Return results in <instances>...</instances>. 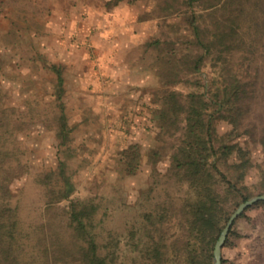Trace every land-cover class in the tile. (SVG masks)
I'll list each match as a JSON object with an SVG mask.
<instances>
[{
  "label": "rangeland",
  "instance_id": "374dc122",
  "mask_svg": "<svg viewBox=\"0 0 264 264\" xmlns=\"http://www.w3.org/2000/svg\"><path fill=\"white\" fill-rule=\"evenodd\" d=\"M186 1L0 0V107L15 126L9 141L28 164L9 180L8 194L0 192L2 213H15L18 242L12 253L20 259L15 264L23 259L46 264L39 257L46 252L47 264H86L73 250L72 202L97 206L94 231L113 264H143L142 214L169 196L179 202L184 195L173 152L186 136L185 122L179 120L180 128L170 133L162 112L173 111L172 93L184 101L199 92L214 103L225 66L243 81L253 80L248 114L235 141L251 158L245 182L255 194L261 191L264 48L244 43L220 54L214 49L194 70L203 49L193 33L192 12L204 29L214 25L210 0L191 6ZM249 16L262 19L261 13ZM256 62L261 67L252 76ZM51 65L60 67L63 89ZM61 102L66 141L59 136ZM216 107L215 129L228 135L231 115ZM241 154L238 150L229 160L241 161ZM128 158L136 159L134 172L127 168ZM60 160L74 190L49 203L37 178L57 170ZM168 228L176 231L174 220ZM234 228L223 247V264H264V204L249 208ZM171 256L169 264L179 263ZM3 257L0 250V264H8Z\"/></svg>",
  "mask_w": 264,
  "mask_h": 264
},
{
  "label": "trees",
  "instance_id": "16d2710c",
  "mask_svg": "<svg viewBox=\"0 0 264 264\" xmlns=\"http://www.w3.org/2000/svg\"><path fill=\"white\" fill-rule=\"evenodd\" d=\"M196 1L187 0L191 6ZM211 23L214 28L202 27L199 17L192 12L190 20L197 43L203 52L192 63L194 70H200L206 56L214 49L220 52L232 50L238 44H257L264 48V0H210ZM253 13H261V21L248 19ZM254 28V32L252 30ZM259 49V48H258ZM56 71L57 83L63 87V75L60 67L51 65ZM260 63L252 67V76L259 73ZM250 69V68H249ZM223 78L217 83L210 98L199 92H190L184 101L170 94L173 111L162 112V119L167 131L172 133L185 122L186 136L173 152L174 173L183 186L184 195L179 202L172 196L158 201L154 207L142 214L144 233L141 235L143 247L140 259L143 264H169L177 259V264H213L214 249L219 236L229 217L240 203L255 195L264 194V185L258 194L245 182L251 158L235 139L242 133L243 122L249 109V98L254 90L253 80L243 81L231 68L225 66ZM63 89V88H62ZM62 89H60L62 91ZM253 89V90H252ZM58 97H61L59 92ZM170 101V100H169ZM213 106L219 111H228L233 129L228 135H218L214 126ZM61 115L59 136L66 141L69 137L66 113L63 102L60 103ZM1 108V107H0ZM183 115L180 119V115ZM9 114L0 109V192L3 196L9 190V180L19 171H27L28 164L22 158V151L9 141L8 134L13 133ZM245 129H248L247 127ZM250 131V130H249ZM264 131V128H263ZM264 145V136L260 138ZM241 150V161L229 159ZM226 167V170L224 169ZM127 168L134 172L136 159L128 158ZM47 189L49 203L69 197L74 190V183L67 173L66 164L60 160L57 170L47 171L37 178ZM264 179V175H263ZM260 204L259 200L248 207L234 222L225 241L230 242L235 233L237 221L245 216L246 211ZM97 206H81L72 202L69 209V226L75 239L73 250L80 251L86 264H113L114 258L101 252V245L94 231ZM15 213L7 214L0 210V250L4 261L15 264L20 261L12 253L15 241ZM175 221L176 231L171 232L169 223ZM159 233V238L155 233ZM223 246V247H224ZM223 255V252H222ZM48 262L47 252L39 256ZM225 258L222 256V264ZM23 264H33L35 260H21Z\"/></svg>",
  "mask_w": 264,
  "mask_h": 264
},
{
  "label": "water",
  "instance_id": "95a60500",
  "mask_svg": "<svg viewBox=\"0 0 264 264\" xmlns=\"http://www.w3.org/2000/svg\"><path fill=\"white\" fill-rule=\"evenodd\" d=\"M259 200H264V194L255 195L252 198H248L242 203L239 204V206L234 210V212L229 217L224 229L222 230L219 239L217 240L215 244L214 249V263L213 264H222V252H223V246L225 244V241L227 239V236L230 232V229L232 225L234 224L235 220L251 205H253L255 202Z\"/></svg>",
  "mask_w": 264,
  "mask_h": 264
}]
</instances>
